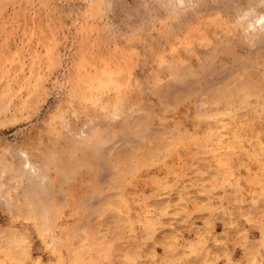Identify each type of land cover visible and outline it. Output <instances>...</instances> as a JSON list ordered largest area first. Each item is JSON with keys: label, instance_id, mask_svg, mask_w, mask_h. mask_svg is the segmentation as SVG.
<instances>
[{"label": "rangeland", "instance_id": "obj_1", "mask_svg": "<svg viewBox=\"0 0 264 264\" xmlns=\"http://www.w3.org/2000/svg\"><path fill=\"white\" fill-rule=\"evenodd\" d=\"M208 263L264 264V0H0V264Z\"/></svg>", "mask_w": 264, "mask_h": 264}, {"label": "bare ground", "instance_id": "obj_2", "mask_svg": "<svg viewBox=\"0 0 264 264\" xmlns=\"http://www.w3.org/2000/svg\"><path fill=\"white\" fill-rule=\"evenodd\" d=\"M256 78V77H255ZM252 82V79H251ZM237 92V91H236ZM224 100V99H223ZM34 141V140H33ZM24 150V149H23ZM26 156H28V153L26 151H23ZM28 163V162H27ZM33 163V162H32ZM27 166V165H26ZM25 167V166H24ZM38 167V166H37ZM23 168V167H22ZM30 170V169H29ZM32 172V171H31ZM259 172V171H258ZM236 175V174H235ZM102 236V235H101ZM94 238V237H93ZM115 244V243H114ZM114 246V245H113ZM115 247V246H114ZM127 247V246H126ZM75 251V250H74ZM114 252V251H113ZM107 259V258H106ZM115 263V262H114ZM209 264V263H208Z\"/></svg>", "mask_w": 264, "mask_h": 264}]
</instances>
